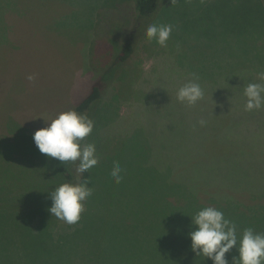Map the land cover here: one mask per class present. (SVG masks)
Instances as JSON below:
<instances>
[{"label": "rangeland", "instance_id": "1", "mask_svg": "<svg viewBox=\"0 0 264 264\" xmlns=\"http://www.w3.org/2000/svg\"><path fill=\"white\" fill-rule=\"evenodd\" d=\"M138 2L0 0V178L11 164L13 172L6 173L12 174L13 185L53 187L60 161L41 153L45 158L32 164L23 161L39 155L33 133L46 126L44 118L75 108L93 85L113 80L93 109L92 136L82 145L94 143L100 157L115 155L131 138L130 132L142 129L151 156L157 154L155 166L169 172L175 182L199 186L203 195L195 207L215 206L208 200L217 195L231 198L240 208L252 206L255 218L264 205V108L246 111L243 87L264 83L258 75L264 72V0H162L151 24L172 26L166 46L146 35L142 38V28L138 37ZM133 37L136 51L120 65L118 54ZM193 73L199 77L196 82L203 98L188 106L177 100V92L193 79ZM29 75L35 79L29 80ZM115 94L118 97L112 99ZM17 135L23 141L10 150L4 141L15 144ZM95 184L97 198L103 201L95 204L94 217L90 212L80 220L82 225H63L61 230L62 234L80 230L81 239L93 247L108 242L102 255L113 264V253L119 250L112 243L117 225L112 222L123 217L120 211L115 220L107 217L112 210H128L142 196L138 188L131 190L134 185L129 182L124 183L122 200H116L112 194L120 183L110 174H98ZM172 201L174 207L180 202L177 195ZM142 216L143 212L135 213L139 219ZM116 229L124 237L130 231ZM19 230L11 221H0V234L5 232L6 240H19ZM189 232L182 225L156 231L158 245L149 250L151 256L144 254L146 264H213L193 252ZM32 238L35 245H29V251L48 263V240ZM175 242L183 247L174 246ZM59 250L64 256L69 253L64 244ZM182 251L191 258H174ZM236 256L234 247L226 254L229 264Z\"/></svg>", "mask_w": 264, "mask_h": 264}, {"label": "trees", "instance_id": "2", "mask_svg": "<svg viewBox=\"0 0 264 264\" xmlns=\"http://www.w3.org/2000/svg\"><path fill=\"white\" fill-rule=\"evenodd\" d=\"M161 2L162 0H139L136 18L138 22L141 21V25L135 28H137V34L138 30L142 28L143 32L140 30V36L142 38L145 37L147 27L158 13L162 5ZM67 18L68 16L65 17L64 20L65 25H68ZM143 21L146 22L142 27ZM136 43L137 39L133 37L129 38V40L123 44L118 54L120 65L126 64L134 54L136 51ZM112 81L113 80L107 82V84L97 83L93 85L89 94L84 97L74 109L82 114H86L92 119L93 109H95L96 105L101 101L106 91V86ZM117 97L118 95L115 94L112 96V99H116ZM129 134H131V138L125 141L121 152L115 155H106L104 157L97 155L99 158L98 164L83 174L82 179L90 178L89 186L92 187L93 191L92 195L83 202L84 211L81 214V219L83 217L87 219L90 212L92 213L91 218L94 217L95 204L103 201V199L97 198L99 188L96 186L95 181L98 174H110L113 164L119 163L122 168V180L118 185V190L112 194V197L116 200H120L125 191L124 183L129 182H133L134 185V188H131V190L135 192L138 188L137 190L140 191L142 197L139 201H132L133 204L128 210L127 208L119 210L111 209L110 216L107 217L111 220H115L117 211H120V215L123 219L114 222L111 221L112 224L117 223V225L113 224L114 228L124 227L130 229V231L127 232L128 235L124 237L123 234L119 233V230L115 228L114 231L116 233L114 234L112 243H114L113 245L119 251L113 253L114 260L112 263L146 264L147 258L144 254H149L151 256L152 252L149 250L158 245L156 231H171L180 225L184 226L186 230L192 231L195 226L192 225L190 217L195 216L202 208L212 205L207 204L206 206L200 205L195 207L194 205L199 204L200 199H202L201 195H203L202 192L198 191L199 186L190 183L188 187L183 184L182 181L177 180L175 182L169 176V172L160 170V167L155 166L154 160L157 158V154L155 157L151 156L152 148L148 145V138L142 134V129L137 128ZM90 136H92V134H90ZM1 141L3 140H0V142ZM22 141L20 136L17 135L14 138L15 144L7 141L4 142L8 144L10 150H16V147L21 145ZM104 145L105 144H103V146ZM34 147L36 148V145H34ZM34 152L35 149L32 154H35ZM39 153L40 152L37 151L36 154ZM42 158H45V156L39 154L24 158L23 161L31 163L35 162L36 159L41 160ZM51 160H53V158H51ZM7 162L8 161H6V164ZM76 167L77 165L71 162L66 165L60 162L58 168L54 172L55 183L53 187L41 186V188L29 189H24L22 186L20 188V185L12 184V174L10 173L11 175H8L6 173L9 171L13 172L11 164H7L4 170L2 169L4 176L0 178V221L6 223L11 221L13 225L22 228V231L19 230V240H6L5 232L4 234H0V264H107L105 262L106 259L102 255V250L106 247L108 242H100L99 245L93 247L87 245L81 239L80 234H83V232L80 230L76 232L72 230L62 234V226L68 227L70 225H66L64 221L57 219L55 216L52 217L51 213L47 210L52 204L50 192L54 190V187L64 182H77ZM31 195L35 197L38 196L42 199L31 201L28 199ZM176 195L177 200L180 201L181 204L179 202L177 207H174L172 198H175ZM107 196L110 199V196ZM133 198H131V200ZM215 198L208 200L215 204V206L212 207L221 210L225 218L236 223L237 229L243 232L244 229L251 227L257 232H264V205L256 210V217L254 218L255 209H253L252 206L240 208L239 204L231 201V198L228 199L217 195ZM221 198L224 199V201H221ZM104 205L105 203L103 206ZM138 211L143 212L142 219L135 217V213H138ZM32 212H36L38 215H32ZM250 214L251 218H249ZM258 215H261L262 218ZM100 218L106 219L104 217ZM80 220L72 225H80ZM175 221H177L176 224H174ZM156 228L161 230H156ZM88 231H90L89 227L86 232ZM109 235L112 237L113 233L109 231ZM41 236L48 240L47 248L49 252L46 258L48 263L44 262L45 258L39 253H32L29 251V245L31 246V244H34V239L32 237ZM180 243L175 242L173 245L183 247ZM12 244H15V247ZM63 244L69 249V253L66 256L61 255L59 250V246ZM50 250H53V252L50 253ZM136 256L137 258L135 259ZM187 256H189L188 253L182 251L175 255L174 258L180 261ZM201 256L203 257L202 254ZM121 258L122 260H120Z\"/></svg>", "mask_w": 264, "mask_h": 264}, {"label": "clouds", "instance_id": "3", "mask_svg": "<svg viewBox=\"0 0 264 264\" xmlns=\"http://www.w3.org/2000/svg\"><path fill=\"white\" fill-rule=\"evenodd\" d=\"M171 32V25L153 23L147 27L145 35L150 41L166 46ZM192 75L193 79L177 92V100L188 106L195 105L203 98V90L196 82L199 77L195 73ZM258 75L264 81V72ZM28 79L33 80L35 77L29 75ZM243 93L247 98L246 111L264 108V83H247L243 87ZM44 120L46 126L33 133V141L39 152L62 164L71 162L77 165V182H64L54 187L50 192L52 204L47 210L52 217L72 225L81 219L83 202L93 191L89 186L90 178L82 177L98 164L99 158L94 143L82 145L81 142L93 131L94 121L74 108ZM200 123L205 122L201 120ZM121 172L120 164L114 163L110 175L116 183L122 180ZM191 223L195 227L188 235L191 248L197 256L202 254L211 259L213 264H229L226 254L235 247L238 256L233 257V264H264V232H257L249 227L238 233L236 223L225 218L221 210L212 206L202 208L195 216H191Z\"/></svg>", "mask_w": 264, "mask_h": 264}]
</instances>
